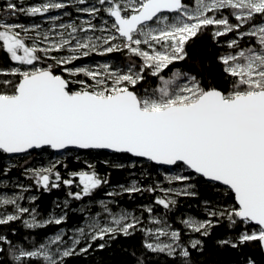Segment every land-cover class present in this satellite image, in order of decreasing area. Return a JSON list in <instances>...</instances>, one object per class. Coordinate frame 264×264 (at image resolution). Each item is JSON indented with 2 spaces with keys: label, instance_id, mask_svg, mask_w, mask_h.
I'll return each mask as SVG.
<instances>
[{
  "label": "snow or ice",
  "instance_id": "1",
  "mask_svg": "<svg viewBox=\"0 0 264 264\" xmlns=\"http://www.w3.org/2000/svg\"><path fill=\"white\" fill-rule=\"evenodd\" d=\"M97 2L100 7L83 6L86 0L70 3L47 0L26 8L5 0L0 6L11 16L33 17L75 6L77 13L98 17L103 12L113 21L110 29L105 26L99 29L101 35H89L97 28L88 19L79 24L73 20L63 23L58 22L59 16L50 15L52 24L46 31L38 24L25 27L0 19V54L5 62L16 65L0 67V77H11L0 79V153L20 154L46 148L96 149L127 153L160 165H182L191 173L225 186L235 201L230 209L209 212V219L189 217L182 223L200 236L209 237L211 229L219 223L217 216L226 217L229 228L239 218L245 225L254 224L256 228L251 231L245 228L219 243L232 249L255 245L264 251V0ZM165 12L175 15L170 20L162 15ZM153 21L163 26L152 28L149 22ZM210 27L214 41L230 33L235 37L227 42L233 51L217 58L223 74L231 78L228 88L205 84L202 72L195 70V63L188 71L173 67L177 62L192 59L189 48ZM246 37L252 38L254 45L240 48ZM64 50L68 55H51ZM113 52H127L139 58L140 63L130 59L126 71L108 63L73 66L75 61L91 54ZM45 59L53 63L38 66ZM57 68L73 79L57 74ZM170 68L172 71L166 76ZM146 73L159 83L141 92L139 85ZM80 75L87 79H75ZM72 84L78 87L73 89ZM55 167L52 164L40 169L26 168L25 173H30L34 183L44 191L75 183L72 178L63 179ZM7 172L0 169V175L6 176ZM69 176L78 178L80 190L67 193L76 201L93 198L96 190L109 183L95 170L71 172ZM166 179L184 187L160 188L157 184L143 188L133 180L130 185H120V191L105 193L104 199L96 201L100 210L95 215L89 214L86 223L75 229L70 245L66 244L63 230L31 247L14 244L0 231V257H3L0 264H65V258L87 253L96 241H102L96 244L97 250H105L113 241L130 238L137 230L156 237L155 242H143L147 251L178 255L183 258L182 264H192L190 250L200 248L201 240L182 245L179 230H169L167 226L142 229L139 217L125 209L113 208L116 201L111 198L122 193H154L159 188L164 195L157 196L155 203L166 210L177 204L174 195H196L194 186L186 183L191 180L190 175L177 174ZM7 189L8 181L0 179V228L22 219L27 229L61 225L66 220V213L38 219L34 208L20 203L28 189L20 192ZM30 200L35 201L36 197ZM64 207H68V200ZM144 210L153 212L151 207ZM84 211L82 208L81 212ZM25 216L29 218L24 219ZM151 222L159 224L160 220L153 218ZM160 237H169L170 242L162 243ZM82 240L89 242L77 252ZM245 261L257 264L254 257L246 256ZM137 264H145V260L137 258Z\"/></svg>",
  "mask_w": 264,
  "mask_h": 264
},
{
  "label": "trees",
  "instance_id": "2",
  "mask_svg": "<svg viewBox=\"0 0 264 264\" xmlns=\"http://www.w3.org/2000/svg\"><path fill=\"white\" fill-rule=\"evenodd\" d=\"M4 0H0V5ZM189 0H187L188 2ZM19 19L25 21V15L19 14ZM233 34H227L223 37L217 38V40L212 39V28L210 27L204 34H202L195 42L194 46L189 48L190 55L192 57L189 61L177 62L173 67L181 68L182 70H192L193 63L196 65V71H201L203 76V81L205 84H216L224 88L230 87L231 78L227 77L226 74L222 72V66L218 61V57L231 52L232 49L227 47V42L234 39ZM245 39V38H244ZM252 42V43H251ZM247 43L253 44V41ZM243 41L240 42V47L243 46ZM238 50V49H236ZM109 56L119 62L130 61V59L136 63H140V59L136 57H131L125 52H113L109 53ZM53 63V61L46 59L40 62V65L46 66V64ZM13 62H5L3 54H0V67H9ZM172 71L170 68L165 75L167 76ZM57 74L65 75L61 72V68L56 69ZM195 74V72H193ZM11 78V77H10ZM67 78V77H65ZM159 81L153 78L150 74H145V80L139 85V90L143 92L145 89L150 87H155ZM76 84H72L71 87L74 89ZM49 150H35L29 152L31 155L40 153V151ZM83 153L86 157L90 158L89 162H85L83 159H74L73 155H68L64 157L56 165L55 170L61 173L63 179H67L69 173L78 172L81 170H95L100 176L106 177L109 181L107 185H102L98 190L95 191L93 198H84L80 201L72 200L68 197L67 193L69 191L76 192L80 190V186L75 183L71 186H66L61 184L59 188L52 189L51 191H44L42 188L37 186L33 182L32 192L36 197L35 201H30L29 204L32 208L36 210V215L38 219H43L48 216V214L58 207L62 208L63 200H69L67 208H64V213H66V220L61 225H48L45 228L27 229L21 221L12 222L10 226H3L0 228L4 234L8 235L9 239L14 244H21L24 247H31L43 242L46 237L57 232L60 229H71L83 220V213L80 211V207H85L87 212H94L97 210L94 203H90L89 200L101 199L105 197V193L109 186H116L119 184L127 183L132 169L121 167H115V165L109 162L105 163V157L110 153L114 157H130L126 153H114L109 151L100 150H87L79 151ZM6 154L0 153V169H7V175L0 177L8 178H28V174L25 173V169L30 162H27V158L21 155L15 165L11 167H6L4 163ZM138 159V158H137ZM139 160V159H138ZM137 160V161H138ZM92 165V169L88 166ZM146 169L142 171L141 174L136 175V179L140 181L143 188H148L151 186L149 183L151 177H154V173H166L167 168L159 167L149 161L145 162ZM182 166V165H181ZM137 170V168H134ZM147 171V172H146ZM148 174H146V173ZM185 173L191 176V182L193 184V190L196 192L195 196H180L177 197V204L171 208V210H166L162 206L155 203L157 194L156 192L150 193L147 191H142L138 193L128 194L122 193L119 196L113 197L116 204L113 208L122 207L128 210H136L144 215L148 214L144 209L145 207H151L153 213H164L167 220H169L176 230H179L182 236V241L184 240V245H189L188 240L184 238V226L180 221L186 215H194L201 219H209L206 214L210 210L204 208H215L220 209H230L235 206L234 197L232 194L219 183L210 182L204 178L191 173L190 170L186 169ZM147 175V176H146ZM92 204V205H91ZM217 205H221L219 208ZM213 229H211L209 237H202L199 234L193 232L191 237L195 240H201L202 245L200 248L190 250V259L192 264H246L245 257H254L257 264H264V254L262 250L255 245H249L240 249H232L231 247L222 246L219 241L228 240L238 235L240 231L247 228L249 231L256 228L253 224H247L240 222L239 218H236L237 223L229 228V221L226 217L220 218ZM13 229L15 230L13 232ZM188 237V236H187ZM148 240L145 233L141 230H137L136 233L130 238H119L111 243V246L105 250H97L96 244L102 241H96L92 243V248L85 254L74 255L65 258V264H137V258L142 257L145 260V264H182L183 258L177 256H170L167 252H157L152 253L143 248V242ZM78 252V251H77ZM135 252V257L131 255ZM3 259V257H0Z\"/></svg>",
  "mask_w": 264,
  "mask_h": 264
},
{
  "label": "rangeland",
  "instance_id": "3",
  "mask_svg": "<svg viewBox=\"0 0 264 264\" xmlns=\"http://www.w3.org/2000/svg\"><path fill=\"white\" fill-rule=\"evenodd\" d=\"M4 2H5V0L3 1V3ZM13 2L17 3L19 6H23V7L26 8V7H29V6H32V5H40L42 3L47 2V0H13ZM64 2L65 3H70V0H64ZM188 2L191 3V0H189ZM3 3L0 6H2ZM83 6L100 7V5L98 4L97 0H86V4L83 5ZM65 12L69 13V15L65 16L64 15ZM224 14L227 15L228 13L224 12ZM50 15L59 16L60 17V21H58V22H63V23H67L69 20H73V21H75L76 23L79 24L81 20H84V19L91 20V22L96 25L97 31L95 33H91L90 32L89 35H93V34L94 35H101V32L99 31V29L102 26H105V27L110 29L111 28V23L113 22L112 18H110L106 13H103V12H101L98 17H89V16H87V14L77 13L76 9H75V6H70V7H67L65 9L53 10L51 13L44 14V15H37V16H34V17L25 15V21H21L19 19V14L16 15V16H11V15L5 13L2 10V8H0V19L6 20L9 23L22 24L25 27H31L34 24H38V25H40V28H41L42 31H46V30H48L51 27L52 22L48 19V16H50ZM162 15L169 16V18L171 20L174 17L175 14L174 13H163ZM105 22H107V23L105 24ZM232 22L235 23V20L232 19ZM149 26L152 27V28H157V27H162L163 24H157L155 21H153V22H149ZM32 35H35V33H32ZM242 41H243L244 45L241 46L240 48L247 47L248 46L247 43H249L251 41H253V45H254V40L252 38H247L246 37ZM28 43L31 44V41H29ZM117 43H119V40L117 41ZM40 46H44V45L41 44ZM143 47L145 48V50H147V46L146 45L143 46ZM238 50H239V48H238ZM125 53L129 54L127 52H125ZM51 55L52 56H64V55H68V52H67V50H64V51H61L59 53L53 52V53H51ZM49 60H51V59H49ZM49 63H50V61H49ZM103 63H108L113 68H119L121 71H126L127 70V66L129 64V61H125V62L121 61V62H119L118 60H115L112 57H110L109 54L99 55V54L94 53V54H91L89 57H83L80 60L75 61L73 63V66L86 65V66H89V67H93V66H96V65H99V64H103ZM10 66H16V65L13 62ZM38 66H41V65L38 64ZM137 71H138V69H137ZM61 72L64 73L62 71V68H61ZM64 74H65L64 76L67 77V79H73L72 77H69L67 73H64ZM5 78L11 79L10 77H0V79H5ZM75 79H87V78L84 77L83 75H80V76L76 77ZM76 87H78L77 84L74 87V89ZM22 155H24L25 158H27V162H30L27 165V167H26L27 169L46 168V167L51 166L52 164H55V166H56L58 164L57 161L62 160L64 157H66L68 155H73L74 159H83L87 163L89 162V159H90V158L86 157L85 154L79 153V151H77V150H65V151H62V152H53V151H51L49 149V150L40 151V153H37L35 155H31L29 153H25V154H22ZM20 156L21 155H8V154H6L5 159H4V163H5L6 167H11V166L15 165ZM137 160H138L137 158H134V157H131V156L130 157H120V158L119 157H114L110 153L105 157V161L109 162L112 165H121V166H123L125 168H129V169L133 170V172L129 173L130 177H129L127 183L119 184V185H116V186H109L107 192H110V191H113V190L120 191V189H119L120 185H125V186L130 185L133 180L137 181L138 185L141 186L140 181H138L136 179V177H134V176L141 174L142 171H145V169H146L145 162L148 161V160H144V159H139L138 161ZM134 168H137V170H134ZM167 169H168V171H166V173H160V172L154 173V175H153L154 177H151V181L149 182L151 184V186H154V185L158 184L160 186V188L173 187V188L179 189V188L184 187V184H182L180 182L169 183V181L166 178L169 177V176H172V175H177V174H185V175H187L185 173L186 168H184V166H174L172 168H167ZM27 176L30 179L8 178V177H0V179L8 181V189H7V191H9V192H20L23 189H28V191L23 192V195H24L25 199L20 201V203L22 204L23 207L32 209V207L30 206L29 202L32 201V200H30V197L34 196V193L32 192L33 191L32 187H33L34 179L31 177L30 173H28ZM68 178H72V177H68ZM76 179H77L76 180V184L79 186L78 178H76ZM186 183H191L192 184L191 180L186 182ZM17 186H21V187H17ZM156 194H157V196H163L164 195L163 192H161L159 190V188L157 189ZM177 197H180V196H175V195L173 196V198H175V199H177ZM104 198H101V199H104ZM98 200H100V199H95V200H89L88 201L89 205H90V203H94V205H96V207H97V210L92 212V213L87 212L85 210L84 213H83V220H82V222L80 224H78L77 226H75V227H73L71 229H60V230L57 231V232H59V231L63 230L65 232L66 244H68V245L71 244V240H72V238L74 236L75 229H77L79 227H82L86 223L87 216L89 214L95 215V213L100 210L99 204L96 203V201H98ZM61 202L63 204L61 209L58 207V203H57L56 204V208L54 210H52L48 214V216L43 218V219H47L50 216L59 217L61 215H64L65 213L63 211H64V208H65L64 207L65 200H63ZM68 202H69V200H68ZM217 206L219 208H221V205H217ZM82 208L85 209V207H80V211H81ZM120 209H124V208L118 207V208H116L114 210L119 211ZM204 209L210 210L209 212L220 210V209H215V208H211V209L204 208ZM9 210H11V209H9ZM125 210H127L129 213H131V214H133L136 217H139L141 219L140 228H142V229L152 228L154 230L157 227H165V226H167L169 230H176L175 227L172 225V223L169 220H167V218H166L164 213H158V212L153 213L152 212V213H148L147 215L146 214L144 215L143 213L137 212L136 210H128V209H125ZM208 213L206 214V216L209 218ZM189 217H193V218H196V219H199V220H204V219L198 218V217L190 214V215H186L180 221L182 222V220L187 219ZM28 218H29L28 216L24 217V219H28ZM153 218H158L160 220V223L159 224L152 223L151 220ZM22 222H23V219H22ZM183 226H184V235L183 236H184L185 239L187 238L186 240H188V243H190L191 241L195 240L193 237H191V234L193 233V231L188 229L184 224H183ZM55 233H53V234H55ZM53 234H51V235H53ZM147 238H148V240H150L152 242L156 241V237L155 236H152V237H148L147 236ZM159 240L162 243H169L170 242V238L169 237H160ZM88 242L89 241H87V240H82L80 245L77 246V251H79V248L84 247L86 245V243H88ZM180 243L182 245H184V240L182 241V236L181 235H180Z\"/></svg>",
  "mask_w": 264,
  "mask_h": 264
},
{
  "label": "water",
  "instance_id": "4",
  "mask_svg": "<svg viewBox=\"0 0 264 264\" xmlns=\"http://www.w3.org/2000/svg\"><path fill=\"white\" fill-rule=\"evenodd\" d=\"M165 13H167V12H165ZM51 151H53V152H62V151H65V150H60V151H56V150H52V149H50ZM66 150H77V151H87V150H96V149H87V150H85V149H75V148H69V149H66ZM31 151H35V150H30V152ZM100 151H109V152H112V151H110V150H100ZM22 154H25V153H20V154H8V155H22ZM127 154V153H126ZM129 156H131V157H134V156H132L131 154H128ZM134 158H138V159H144V160H147L146 158H141V157H134ZM149 162H151V161H149ZM151 163H153V164H155V165H157V166H159V167H165V168H172V167H174V166H168V165H160V164H156L155 162H151ZM205 180H207V181H209L207 178H204ZM210 182H213V181H210ZM215 183H219V182H215ZM220 184V183H219ZM222 185V184H221ZM223 186V185H222ZM225 187V186H224ZM235 202V201H234ZM254 225V224H253ZM256 226V225H255ZM262 253L264 254V251H262Z\"/></svg>",
  "mask_w": 264,
  "mask_h": 264
}]
</instances>
